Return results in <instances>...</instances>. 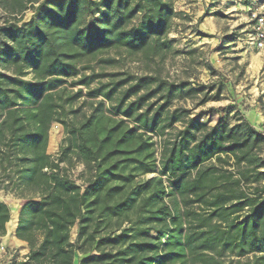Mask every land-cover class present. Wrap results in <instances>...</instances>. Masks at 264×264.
Segmentation results:
<instances>
[{"label":"trees","instance_id":"obj_1","mask_svg":"<svg viewBox=\"0 0 264 264\" xmlns=\"http://www.w3.org/2000/svg\"><path fill=\"white\" fill-rule=\"evenodd\" d=\"M0 7V178L24 199L20 264H264V132L191 116L174 101L199 89L151 67L173 50L174 0ZM127 57L148 71L107 69ZM12 210L0 200V235Z\"/></svg>","mask_w":264,"mask_h":264},{"label":"rangeland","instance_id":"obj_2","mask_svg":"<svg viewBox=\"0 0 264 264\" xmlns=\"http://www.w3.org/2000/svg\"><path fill=\"white\" fill-rule=\"evenodd\" d=\"M197 1L174 0L178 14L169 33L173 50L164 61L158 58L157 63L151 65L169 80H185L199 89L193 97L176 99L174 106H181L191 116L209 122L216 119L217 111L221 109L228 115H235L239 108L249 110L259 103L264 107V92L261 89L257 92L258 86L264 88V63L259 66L260 58L264 62V52L247 42L251 30L250 14L253 11L263 13L258 4L264 3V0H206L209 5L201 0L202 4L193 6ZM33 11L29 8L23 18L29 19ZM8 18L9 15L0 7V25ZM215 36L221 37L220 43ZM107 69L136 73L148 71L144 62L131 57ZM218 92L219 99L200 103L206 93L215 96ZM177 126L180 127L179 124ZM65 135L63 124L54 122L51 125L50 154L57 155ZM82 170L83 165L76 164L70 172L78 183L81 182L78 174ZM7 186V181L0 178V200L12 207L13 216L24 199L16 194L11 185ZM14 228L15 220L11 218L7 233L0 235V264H20L26 258L23 248L13 243ZM75 235L73 232L72 240Z\"/></svg>","mask_w":264,"mask_h":264},{"label":"crops","instance_id":"obj_3","mask_svg":"<svg viewBox=\"0 0 264 264\" xmlns=\"http://www.w3.org/2000/svg\"><path fill=\"white\" fill-rule=\"evenodd\" d=\"M205 5H209V3L208 2H206V0H205ZM200 5V4H202V1L201 0H199V1H197V2H194L193 3V6H195V5ZM202 6V5H201ZM204 6V5H203ZM258 7H259V9L260 10H262L263 11V13H264V3H260V4H258ZM249 25H251V24H249ZM215 39H217L218 40V42L220 43V41H221V37H219V36H215L214 37ZM261 51H263L264 52V50H261ZM263 60L260 58V61H259V66L261 67V65H263ZM260 89H261V92L263 93L264 92V88H263V86H258L257 87V92L259 91L260 92ZM240 109V108H239ZM238 109V113L237 114H235V115H232V114H229L228 115V113H227V111H223V109H221L220 111H217V117H216V119H214L213 121H208V120H203V122H206L207 124H209V125H213L214 123H216V121L219 119V117H224V116H226L227 117V120H228V122L229 123H231V124H233V123H235L236 122V120H237V117L239 116V115H242V116H244L246 119H248L258 130H260V131H262V132H264V107H262L261 105H260V103L259 104H256V105H253L252 106V108L251 109H249V110H239ZM233 112V111H232ZM231 111H230V113H232ZM20 207V206H19ZM19 207L16 209V211H15V215L13 214V216H12V218L15 220V228H16V225H17V220H18V211H19ZM12 212H14L13 210H12ZM15 228H14V232L13 233H15ZM13 243L15 244V245H19V246H21L22 248H23V250H24V252L27 254L28 253V251H29V248H28V245H27V243L26 242H24V241H22V240H19L16 236L14 237V241H13Z\"/></svg>","mask_w":264,"mask_h":264},{"label":"built area","instance_id":"obj_4","mask_svg":"<svg viewBox=\"0 0 264 264\" xmlns=\"http://www.w3.org/2000/svg\"><path fill=\"white\" fill-rule=\"evenodd\" d=\"M250 24L248 44L258 50H264V13L253 11L250 14Z\"/></svg>","mask_w":264,"mask_h":264}]
</instances>
